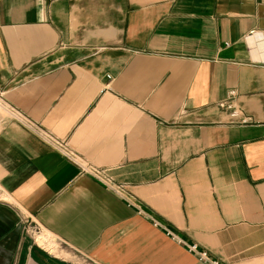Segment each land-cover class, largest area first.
<instances>
[{
    "label": "crops",
    "instance_id": "crops-1",
    "mask_svg": "<svg viewBox=\"0 0 264 264\" xmlns=\"http://www.w3.org/2000/svg\"><path fill=\"white\" fill-rule=\"evenodd\" d=\"M0 96V264H264V1L0 0Z\"/></svg>",
    "mask_w": 264,
    "mask_h": 264
},
{
    "label": "built area",
    "instance_id": "built-area-1",
    "mask_svg": "<svg viewBox=\"0 0 264 264\" xmlns=\"http://www.w3.org/2000/svg\"><path fill=\"white\" fill-rule=\"evenodd\" d=\"M257 2H263L264 0H256ZM230 97L233 96L231 93ZM229 101V100H228ZM222 108H225L230 111V118L232 120H236L239 118L240 112L232 106L231 101H229L228 105L222 104ZM242 123L244 120L241 121ZM16 124L26 129L33 135L37 136L43 142L48 144L51 148L61 153L65 158L75 161V155L69 150L66 143L59 139L54 138L51 134L43 130L39 124L31 121L27 116L10 106L5 102V100L0 96V132L4 129V127L8 124ZM90 174L97 179H100V173L95 170H89ZM168 235H171L168 233ZM171 237H173L171 235ZM174 239V237H173ZM178 244L183 246L185 250L194 256L198 262L202 264H216L215 262H211L206 254V252L198 249L196 245H187L184 242L176 239Z\"/></svg>",
    "mask_w": 264,
    "mask_h": 264
},
{
    "label": "rangeland",
    "instance_id": "rangeland-1",
    "mask_svg": "<svg viewBox=\"0 0 264 264\" xmlns=\"http://www.w3.org/2000/svg\"><path fill=\"white\" fill-rule=\"evenodd\" d=\"M25 226H26V229L28 230V235L33 240V242H35V240L38 239V237H40L42 245H39L37 243L39 247L51 254L56 255L55 253L59 249L60 246L57 244V242L52 237H50L45 232L37 230L36 228H34V225L26 223Z\"/></svg>",
    "mask_w": 264,
    "mask_h": 264
},
{
    "label": "bare ground",
    "instance_id": "bare-ground-1",
    "mask_svg": "<svg viewBox=\"0 0 264 264\" xmlns=\"http://www.w3.org/2000/svg\"><path fill=\"white\" fill-rule=\"evenodd\" d=\"M36 242H37L39 245H42V242H41L40 237H38V239H36Z\"/></svg>",
    "mask_w": 264,
    "mask_h": 264
}]
</instances>
